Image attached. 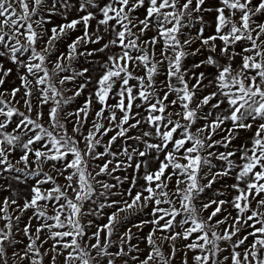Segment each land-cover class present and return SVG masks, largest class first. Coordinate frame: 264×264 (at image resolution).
Masks as SVG:
<instances>
[{
	"label": "snow or ice",
	"instance_id": "1",
	"mask_svg": "<svg viewBox=\"0 0 264 264\" xmlns=\"http://www.w3.org/2000/svg\"><path fill=\"white\" fill-rule=\"evenodd\" d=\"M0 264H264V0H0Z\"/></svg>",
	"mask_w": 264,
	"mask_h": 264
},
{
	"label": "rangeland",
	"instance_id": "2",
	"mask_svg": "<svg viewBox=\"0 0 264 264\" xmlns=\"http://www.w3.org/2000/svg\"><path fill=\"white\" fill-rule=\"evenodd\" d=\"M136 219H138V218H136ZM132 222H135V219H133V221ZM145 232H147V229H145ZM141 247L143 248L144 247V245L143 244H141Z\"/></svg>",
	"mask_w": 264,
	"mask_h": 264
}]
</instances>
